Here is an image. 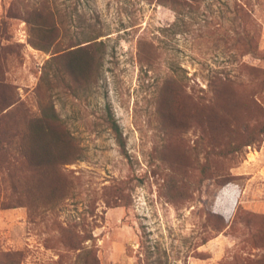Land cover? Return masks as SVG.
<instances>
[{
  "label": "rangeland",
  "instance_id": "obj_1",
  "mask_svg": "<svg viewBox=\"0 0 264 264\" xmlns=\"http://www.w3.org/2000/svg\"><path fill=\"white\" fill-rule=\"evenodd\" d=\"M0 51V264H264V0H0ZM50 114L72 162L26 156Z\"/></svg>",
  "mask_w": 264,
  "mask_h": 264
},
{
  "label": "trees",
  "instance_id": "obj_2",
  "mask_svg": "<svg viewBox=\"0 0 264 264\" xmlns=\"http://www.w3.org/2000/svg\"><path fill=\"white\" fill-rule=\"evenodd\" d=\"M168 1L172 5L182 6L186 5L191 0ZM44 30L42 29V26H40V32L38 34L40 35L39 39H41V41L49 40L50 36L47 34H52L54 31V29L48 31ZM97 38V36H93L85 42L77 43L75 45L78 47L69 51V54L72 56L67 63V72L71 75L76 83L86 81L91 75L94 63L92 50L100 45L99 42L95 41ZM39 43H34V46L40 49H46L45 44L41 45ZM83 43L87 44L81 46V44ZM2 54V51H0V56H2ZM7 90H10V87L6 85L4 76L0 72V110H4L13 104V101H11L10 98L8 100L4 94V92ZM159 94L161 97L160 110L166 112V114H162L161 116L164 120H166L168 111L171 113L173 112L172 110L174 108V101H176V103L179 105L183 100H186L184 89L181 83L173 77L165 78L163 84L160 87ZM107 119L110 128L112 129L118 140V143L121 147H124L122 132L118 123L115 121L112 115H110ZM261 129L262 131H264V125ZM30 131L31 143L28 145V151H26V156H28L29 158L34 159L36 162H40V160H43L46 164L51 161L52 157L54 158V160L52 161L63 159L65 162H72L76 159H72V138L68 136L65 129L62 128V126L59 124L58 119L53 114L38 117L36 121L32 123ZM245 145L250 144L248 143ZM232 149L233 152L239 151L234 148ZM40 170L43 171L42 167H40Z\"/></svg>",
  "mask_w": 264,
  "mask_h": 264
}]
</instances>
